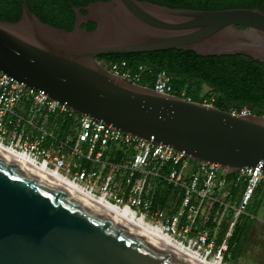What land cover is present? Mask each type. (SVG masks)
I'll use <instances>...</instances> for the list:
<instances>
[{
    "label": "water",
    "instance_id": "95a60500",
    "mask_svg": "<svg viewBox=\"0 0 264 264\" xmlns=\"http://www.w3.org/2000/svg\"><path fill=\"white\" fill-rule=\"evenodd\" d=\"M0 21V71L106 126L161 145L228 177L264 171V115H232L130 84L100 56L166 51L244 55L264 64V11L192 10L137 0L72 7L71 31L20 0ZM81 11L85 12L82 14ZM91 22L87 31L81 24ZM0 264H192L90 200L0 151Z\"/></svg>",
    "mask_w": 264,
    "mask_h": 264
},
{
    "label": "built area",
    "instance_id": "2783aa9c",
    "mask_svg": "<svg viewBox=\"0 0 264 264\" xmlns=\"http://www.w3.org/2000/svg\"><path fill=\"white\" fill-rule=\"evenodd\" d=\"M96 61L130 84L192 101L184 91L176 94L163 70L153 73L125 59ZM230 113L252 114L246 108ZM0 143L42 163L93 197L126 207L173 238L188 240L195 250L222 264H227L223 261L238 220L256 219L248 208L256 188L264 184L259 166L242 168L228 180L217 165L192 163L167 147L80 116L1 71ZM237 186L241 192L230 204V188ZM166 188L170 192L162 207L157 198Z\"/></svg>",
    "mask_w": 264,
    "mask_h": 264
},
{
    "label": "trees",
    "instance_id": "16d2710c",
    "mask_svg": "<svg viewBox=\"0 0 264 264\" xmlns=\"http://www.w3.org/2000/svg\"><path fill=\"white\" fill-rule=\"evenodd\" d=\"M30 11L42 22L53 27L71 31L75 15L72 7H83L89 3L110 0H25ZM171 8L192 10H224L232 8H258L264 11V0H137ZM82 14L85 12L81 11ZM21 16L20 0H0V21L16 22ZM87 31L95 28L88 22ZM104 60L125 59L147 66L153 73L163 70L171 77V85L178 95L184 91L192 101L202 103L199 87L206 86L212 97L206 99L220 110L248 109L253 115H264V64L244 55L198 56L191 51L169 49L158 52L108 55L98 57ZM195 85V86H193ZM232 175L227 179H231ZM157 198L162 207L169 196V188L163 189ZM241 186L231 187L230 204L235 203ZM264 186L259 185L253 195L249 209L257 216L263 206ZM254 220L241 217L236 223L228 242L226 257L237 258L244 242L249 237ZM222 234H220V238ZM219 238V239H220Z\"/></svg>",
    "mask_w": 264,
    "mask_h": 264
},
{
    "label": "bare ground",
    "instance_id": "6f19581e",
    "mask_svg": "<svg viewBox=\"0 0 264 264\" xmlns=\"http://www.w3.org/2000/svg\"><path fill=\"white\" fill-rule=\"evenodd\" d=\"M0 151L6 153L10 157L18 160L26 166L36 170L37 172L48 176L55 182L65 186L76 194L90 200L99 208L105 210L106 212L123 221L124 223L146 234L155 242L164 246L165 248L177 254L178 256L188 260L192 264H222L217 259H208L198 250H195L191 245L176 240L170 234L166 233L160 226H155L154 224L146 222L141 218L135 216L133 212H131L128 208L118 207L116 205L111 204L110 202H106L102 199L93 197L75 183H72L68 179L63 178L57 172L47 170L42 163L32 159L31 157L27 156L26 154H23L22 152H19L15 148L0 143Z\"/></svg>",
    "mask_w": 264,
    "mask_h": 264
},
{
    "label": "rangeland",
    "instance_id": "374dc122",
    "mask_svg": "<svg viewBox=\"0 0 264 264\" xmlns=\"http://www.w3.org/2000/svg\"><path fill=\"white\" fill-rule=\"evenodd\" d=\"M195 86V85H193ZM199 97L204 98L203 103L210 104L206 98L208 96L212 97L210 90L202 85L199 87ZM211 105V104H210ZM264 186V184H261ZM248 212L250 209L248 208ZM178 241H183L185 244H189L188 240L181 239L177 235H173ZM210 258H213L211 256ZM209 258V259H210ZM264 199L263 206L259 210V213L254 220L253 228L249 234V237L244 242L241 254L237 258H229V256L224 257L223 262L227 264H263L264 262Z\"/></svg>",
    "mask_w": 264,
    "mask_h": 264
},
{
    "label": "flooded vegetation",
    "instance_id": "af4514ba",
    "mask_svg": "<svg viewBox=\"0 0 264 264\" xmlns=\"http://www.w3.org/2000/svg\"><path fill=\"white\" fill-rule=\"evenodd\" d=\"M74 23H75V21H74ZM87 25H88V22H87L86 24H81V25H80V27H81V28H84V27H86ZM105 57L107 58V57H108V55H107V56H105Z\"/></svg>",
    "mask_w": 264,
    "mask_h": 264
}]
</instances>
